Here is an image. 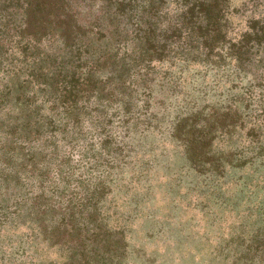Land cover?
<instances>
[{"label": "trees", "instance_id": "1", "mask_svg": "<svg viewBox=\"0 0 264 264\" xmlns=\"http://www.w3.org/2000/svg\"><path fill=\"white\" fill-rule=\"evenodd\" d=\"M235 1L0 0V212L25 209V220H35L33 235L43 232L65 241L61 245L70 250V264L85 262L90 253L98 258L116 251L117 239L111 243L101 236L94 245L98 221L105 227L98 212L101 191L96 186L76 191L70 157L83 127L102 134L106 150L110 99L126 94L135 69L148 70L154 63L164 67L167 62L168 69L178 65L180 72L192 64L232 65L224 71L227 77L234 74L232 83L249 78L245 94L251 100L244 106L249 109L252 101L256 106L250 109L251 121L242 125L253 132L235 157L264 155V118L258 122L264 111H255L264 109L259 75L264 71V3L251 0L263 12L237 35ZM236 105L231 100L220 115L241 119ZM201 130L193 141L208 137ZM63 148L71 152L69 158H62ZM17 186L26 191L16 193ZM11 198L19 201L10 203Z\"/></svg>", "mask_w": 264, "mask_h": 264}, {"label": "rangeland", "instance_id": "2", "mask_svg": "<svg viewBox=\"0 0 264 264\" xmlns=\"http://www.w3.org/2000/svg\"><path fill=\"white\" fill-rule=\"evenodd\" d=\"M233 6L237 35L263 12L251 0H236ZM226 52L221 58L228 64ZM154 64L135 69L126 94L110 99L106 150L103 135L89 127L74 140L72 157L69 149L61 150L62 158L72 161L76 191L91 192L95 186L101 191L98 212L105 227L98 221L94 245L101 236L120 241L113 253L98 258L90 253L85 262L72 264H264V155L235 157L253 132L242 125L251 121L247 118L256 106L253 101L249 109L244 106L251 100L245 94L249 78L232 83L234 74L224 72L232 65L192 64L180 72L178 65ZM261 74L264 83L263 69ZM233 99L241 111L237 121L220 115ZM201 129L208 137L193 141ZM13 210L0 212V264H70L62 238L33 235L35 220H25V209Z\"/></svg>", "mask_w": 264, "mask_h": 264}]
</instances>
